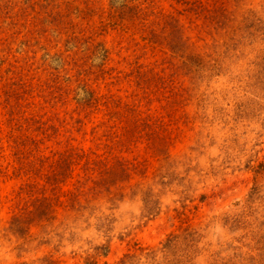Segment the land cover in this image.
Here are the masks:
<instances>
[{
	"label": "rangeland",
	"instance_id": "rangeland-1",
	"mask_svg": "<svg viewBox=\"0 0 264 264\" xmlns=\"http://www.w3.org/2000/svg\"><path fill=\"white\" fill-rule=\"evenodd\" d=\"M0 264H264V0H0Z\"/></svg>",
	"mask_w": 264,
	"mask_h": 264
}]
</instances>
